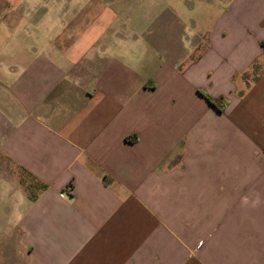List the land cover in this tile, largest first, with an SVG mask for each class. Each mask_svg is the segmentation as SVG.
I'll return each instance as SVG.
<instances>
[{"label": "crops", "instance_id": "1", "mask_svg": "<svg viewBox=\"0 0 264 264\" xmlns=\"http://www.w3.org/2000/svg\"><path fill=\"white\" fill-rule=\"evenodd\" d=\"M200 1L0 0V264H264V0Z\"/></svg>", "mask_w": 264, "mask_h": 264}, {"label": "rangeland", "instance_id": "2", "mask_svg": "<svg viewBox=\"0 0 264 264\" xmlns=\"http://www.w3.org/2000/svg\"><path fill=\"white\" fill-rule=\"evenodd\" d=\"M186 1H187L186 4L188 6H190L192 2H196V0H186ZM200 2H205L206 6L201 7L198 6V4H195L191 12L189 11L188 13L178 15L179 20L185 25L183 29V38L198 37L197 33L201 32L202 30L194 29V27L197 24H200V27L205 28L206 33L204 37L213 36V35H209V33L214 31V29L216 28L217 24L220 21V15L218 14V6L217 4L214 5V0H211L210 5L208 0H202ZM175 10L177 11L176 8ZM134 17H135V21H139L140 19L142 28H145L147 24L154 21V17H157V14H154L153 12L150 13L148 10H143L142 13L138 15V17L137 15H135ZM201 36H202V32H201ZM3 260H7V259L2 258L1 261Z\"/></svg>", "mask_w": 264, "mask_h": 264}]
</instances>
